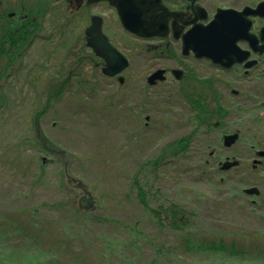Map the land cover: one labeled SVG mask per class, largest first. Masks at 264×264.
<instances>
[{"label":"rangeland","instance_id":"374dc122","mask_svg":"<svg viewBox=\"0 0 264 264\" xmlns=\"http://www.w3.org/2000/svg\"><path fill=\"white\" fill-rule=\"evenodd\" d=\"M36 3L48 8L41 38L16 64L0 59V264H264V165L253 170L264 151V84L241 90L208 61L179 60L182 81L150 87L148 77L174 63L102 5L90 14L105 15L130 62L118 82L70 57L84 52L67 23L73 6L29 0L15 13ZM197 97L200 110L189 103ZM229 134L241 139L226 147ZM226 158L239 166L221 171ZM255 184L262 199L241 193ZM84 197L96 208L84 210Z\"/></svg>","mask_w":264,"mask_h":264},{"label":"flooded vegetation","instance_id":"af4514ba","mask_svg":"<svg viewBox=\"0 0 264 264\" xmlns=\"http://www.w3.org/2000/svg\"><path fill=\"white\" fill-rule=\"evenodd\" d=\"M55 1L61 4L63 8L65 5L73 6L74 8L72 9L76 10L74 13H67L66 16L67 23H74L73 26H75V29L72 30L77 35L80 33L82 35V41H84V52L82 50H73L70 54V57L76 59V64H85V62L93 63L94 65L101 66V68L105 65V61L101 57L96 56L93 50L87 45L89 39L98 43L94 36L89 38L85 34L86 30L92 26L93 18L100 19L99 25L101 32L107 38L109 45H112L123 54L119 45H116L106 31L105 24L108 20L106 21L105 15L101 16L94 12L90 14L93 10L105 5L106 8L103 9V12L114 14L116 23L124 33L130 35L135 40H140V42L141 40L148 41L147 49L152 52L155 51L156 57L168 63H174V66L168 69L159 68L165 71V79H158L153 84L148 83L153 88H157L163 84L170 86L174 81L179 82L184 79L185 70L182 64H179V60H190L189 62L199 61L192 52H189L187 55L183 54L185 36L195 28L209 26L215 19H219L220 28L223 29L227 25L228 28H232L234 33H237V37L240 35V38L236 40V49L238 50L234 51L229 60L225 59L222 61V63L231 62L232 64L230 66H224L222 64L214 65L210 62L211 65L221 73L234 77L233 81L238 83L237 86L241 90L244 89L246 84L249 86L253 80L264 84V0H131L133 6L140 13V20H142L141 23L143 25L142 27L136 26L140 31V34L136 35L129 34L121 24L119 9L117 7L119 0ZM15 2L17 5L14 6V9L6 12V10L0 8V13L4 15L6 12L7 18L16 20L17 22L27 20V13L23 12L20 14L19 12V15H17L15 11H19L20 9L27 11L29 0H15ZM128 2L129 0H123L126 15L129 17L139 16L136 12L133 13L134 11L131 12L129 9H125L130 4ZM7 4H10V2L8 1ZM1 6H3L2 3H0ZM30 8V12L28 11V13L34 16V20L36 16L47 15L48 12L46 4L42 3H36ZM12 14H15V16L11 17ZM83 24L86 25L83 26L84 28H81L80 26ZM141 33L149 36H143ZM153 43L155 44L154 46ZM61 46L64 47L65 44ZM175 63H177L178 67ZM173 70H181L183 74L180 77H174L172 74ZM114 79H117L119 82V78ZM232 94L234 97H241V91L239 90H232ZM240 139L241 136H239L235 143ZM256 155L259 160L254 159L253 161V170L255 171L261 169L264 165V151L260 150ZM230 160V158L225 159L228 162ZM247 189H255L251 191V195L262 199V193L258 184L243 189L241 193L248 195V192H246Z\"/></svg>","mask_w":264,"mask_h":264},{"label":"water","instance_id":"95a60500","mask_svg":"<svg viewBox=\"0 0 264 264\" xmlns=\"http://www.w3.org/2000/svg\"><path fill=\"white\" fill-rule=\"evenodd\" d=\"M127 1V0H125ZM132 1L129 0L128 8L131 12L137 13L139 16L129 17L124 12L123 0H119L117 4L119 9V16L122 21L124 28L133 34H140L137 25L142 27V20H140V13L133 6ZM100 19L93 18L92 26L87 29V37H95L96 43L92 39L88 40V46L94 51V53L101 57L105 61L103 68V74L107 77H115L117 75H122V73L128 68V60L120 54L115 48L109 45V42L105 36H103L100 28ZM219 19L209 25L208 27H199L195 28L189 32L184 38V49L182 52L188 54L189 51H192L197 59H208L214 64H222L224 66H230L232 63H222L223 60L230 59V56L234 53L236 49V40L240 38V35L237 37V33H234L232 28H228L227 25L222 29L219 27ZM240 34V33H239ZM143 36L144 33H141ZM164 72V71H163ZM162 71H157L152 74L149 78V82L153 84L155 79H163ZM176 77H180L182 74L181 71L173 72ZM123 81V79H120ZM238 135L227 136L225 137V146L230 147L237 140ZM237 163H227L223 166L224 170L230 169L233 166H236ZM248 193H250L248 191ZM80 201V206L85 209H91L94 206V202L86 197L82 198Z\"/></svg>","mask_w":264,"mask_h":264},{"label":"trees","instance_id":"16d2710c","mask_svg":"<svg viewBox=\"0 0 264 264\" xmlns=\"http://www.w3.org/2000/svg\"><path fill=\"white\" fill-rule=\"evenodd\" d=\"M37 21L33 19V15H28L27 20L23 22H16L13 20H8L4 18V21L2 22V29H0V59L2 57H7L11 61V63L16 64L21 58L23 52L28 49L29 46H32L35 41H37V38L39 37V33L42 31V24L44 22V15L42 16H37L36 17ZM7 46L8 48H6ZM8 64V65H9ZM10 67V65H9ZM192 73V72H191ZM194 77L191 78L190 82L191 83H196ZM61 90H59L55 95H59ZM198 100L197 102L190 101L189 98V103L193 106V108L200 110L201 104L200 97H197ZM41 112H38L36 114V119L38 120L39 117L41 116ZM222 114V112H220ZM195 119L199 121V123L204 124L201 120V116L199 115L198 112H196ZM193 135L190 137H185L183 140L178 142V144L175 147V159H179L182 156L178 155V151H186L189 147L190 144L192 143ZM188 151V150H187ZM187 151L185 152L184 155L187 154ZM179 157V158H178ZM182 210V209H181ZM173 215H177V212L173 213ZM182 220H180L181 222ZM207 249H213L208 248ZM224 250V249H220Z\"/></svg>","mask_w":264,"mask_h":264}]
</instances>
